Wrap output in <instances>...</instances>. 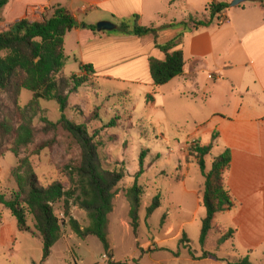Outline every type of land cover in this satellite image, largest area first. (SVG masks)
Segmentation results:
<instances>
[{"label": "rangeland", "instance_id": "rangeland-1", "mask_svg": "<svg viewBox=\"0 0 264 264\" xmlns=\"http://www.w3.org/2000/svg\"><path fill=\"white\" fill-rule=\"evenodd\" d=\"M129 19L122 18L119 22ZM74 71L68 66L64 70L65 76L59 73L56 77L66 79ZM125 89L129 92L123 93ZM148 96L154 98L147 86L92 77L68 95L67 107L61 113L54 101H39L37 107H28L32 94L25 90L17 96L11 91L0 93V122L8 120L15 129L21 122L19 109L27 108L25 114L35 131L33 143L22 148L18 155L11 152L14 136L0 137V193L8 198L17 190L12 172L23 158L29 160L40 186L60 182L65 190L70 188L68 176L74 174L80 162L79 145L60 126L45 132L42 121L47 119L56 123L64 116L75 124H85L91 134L100 130L95 141L102 169L123 174L114 189L112 211L107 217L111 260L126 264H224L247 259L250 264H264L262 202L255 205L248 199L244 204L237 203L235 208L218 213L213 227L236 233L232 239L220 242V236L212 230L201 245L205 210L194 191L202 175L195 163H186V159L192 161L189 140L196 135L204 146L212 144L210 155L206 157V170L212 159L224 150L220 152L213 145L216 140L212 141L213 134L204 133V128L196 130L181 105L174 107L165 101L167 106L161 109L159 102ZM111 122L114 125L105 128ZM49 141L53 142L50 147L35 153L39 144ZM140 159L144 173L137 179ZM260 164L264 165L255 162L253 168H259L264 175V167ZM135 182L143 192L136 235L130 228L129 203L125 196L126 190ZM246 189L251 191L247 185L239 190L245 194ZM156 196L160 197V206L147 218L146 209ZM53 210L61 222L60 238L64 239L52 247L44 264H108V258L94 236L83 240L72 233L68 218L63 214V201L56 203ZM69 215L81 228L89 226L86 213L76 206H70ZM26 218L28 226L34 230L32 217L27 214ZM183 236L188 243L182 242ZM0 238V264H40L41 240L37 235L19 232L14 218L2 207ZM186 246L196 258L207 254L208 259L193 260ZM149 249L152 251L147 253ZM176 253L178 256L174 255Z\"/></svg>", "mask_w": 264, "mask_h": 264}, {"label": "crops", "instance_id": "crops-1", "mask_svg": "<svg viewBox=\"0 0 264 264\" xmlns=\"http://www.w3.org/2000/svg\"><path fill=\"white\" fill-rule=\"evenodd\" d=\"M212 1L231 0H9L1 12L0 33L25 17L41 21L52 5L65 8L78 27L64 37L62 75L68 66L76 70L73 75H81L80 66L90 65L94 71L90 79L147 86L154 95L152 101L159 102L161 109L181 105L196 130L215 133L213 145L220 152L230 151L224 185L233 208L248 199L255 205L264 204V175L253 168L255 162L264 163V1L228 8L211 25L183 31L178 24L189 16L209 18L206 8ZM133 15L139 16L140 25L158 29L156 37L93 33L84 27L101 21L118 27L120 19ZM220 18L224 23H217ZM180 34L182 42L173 50L182 51L183 71L155 87L149 59L163 61L165 55L156 45H165ZM189 141L204 146L196 135ZM203 181L201 176L194 191L197 195ZM243 185L251 191L246 189L244 194L239 190Z\"/></svg>", "mask_w": 264, "mask_h": 264}, {"label": "trees", "instance_id": "trees-1", "mask_svg": "<svg viewBox=\"0 0 264 264\" xmlns=\"http://www.w3.org/2000/svg\"><path fill=\"white\" fill-rule=\"evenodd\" d=\"M9 0H0V21L2 9ZM229 8V3L212 1L206 10L209 18L189 16L186 21L178 25L183 31L195 30L199 27H207L212 24L218 15ZM41 21H30L26 17L11 25L7 31L0 33V93L11 91L17 96L22 90L32 94L28 105L37 107L39 101H54L62 113L67 107L68 95L75 93L79 87L86 84L94 71L92 66H80L81 75H71L68 78L57 79L61 73L65 57L63 52L64 37L72 29L78 27L73 16L58 4L52 5ZM130 20H132L130 22ZM96 33L95 26H84ZM158 29L145 27L139 24V16L133 15L127 22H119L115 31L111 34L121 36H133L144 38L156 37ZM182 42V34L165 45H156V48L165 55L163 61L150 58L149 73L153 86L159 87L167 84L183 71L184 61L181 50H173ZM148 98L152 99L151 96ZM27 109V108H26ZM25 109V110H26ZM24 109H19L21 122L14 129L8 120L0 122V137L13 135L11 152L18 155L22 148L33 143L35 131L31 126L29 117ZM43 130L54 131L60 126L66 131L80 148V162L69 174L70 188L65 190L60 182H53L47 187L39 185L37 176L27 158L19 160L18 166L13 170L12 177L17 190L7 198L0 193V207L9 211L16 222L19 232L37 235L42 243V258L40 264H44L51 254V249L60 238L61 222L54 214L53 206L63 201V214L68 218V226L72 233L79 239L94 236L101 244L104 255L108 258V264L117 263L111 260L113 254L107 240L108 215L112 211L114 189L123 179V174L102 169L97 154L95 139L99 131L89 133L85 124H75L64 116L56 123L47 119L42 120ZM114 125L111 122L110 126ZM216 134L212 135V141ZM52 141L39 144L35 153L50 147ZM212 144L200 146L194 143L190 146L189 156L192 161L186 159V163H195L204 182L198 190L201 196L200 205L205 210V218L201 223L200 243L205 244L209 232L220 236V242L232 237L234 231L213 227V221L218 213L226 212L234 207L233 201L225 188L224 175L229 170L231 155L228 149L214 157L211 166L206 170V157L210 155ZM144 173L143 161L140 159V167L135 175L138 179ZM142 188L134 183L126 190L125 196L129 203L128 216L130 228L136 235L139 225ZM70 206H76L84 211L89 220V226L81 228L78 222L69 215ZM160 206V197L156 196L146 209V217L149 218ZM29 214L34 222V230L27 224L26 215ZM184 239L182 242L188 243ZM190 257L193 260L205 259L207 254L196 258L189 246ZM155 250V249H154ZM149 249L146 252L150 253ZM144 253V252H143ZM178 256V254H174ZM227 264H250L247 259H240Z\"/></svg>", "mask_w": 264, "mask_h": 264}, {"label": "water", "instance_id": "water-1", "mask_svg": "<svg viewBox=\"0 0 264 264\" xmlns=\"http://www.w3.org/2000/svg\"><path fill=\"white\" fill-rule=\"evenodd\" d=\"M264 0H231L229 2V8H234L237 6H240L244 3H257V2H262ZM96 31L97 32H112L117 29V26L109 21H101L98 22L96 25Z\"/></svg>", "mask_w": 264, "mask_h": 264}, {"label": "built area", "instance_id": "built-area-1", "mask_svg": "<svg viewBox=\"0 0 264 264\" xmlns=\"http://www.w3.org/2000/svg\"><path fill=\"white\" fill-rule=\"evenodd\" d=\"M217 23H218V24H222V23H224V19H221V18L218 19V20H217Z\"/></svg>", "mask_w": 264, "mask_h": 264}]
</instances>
